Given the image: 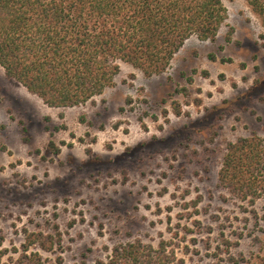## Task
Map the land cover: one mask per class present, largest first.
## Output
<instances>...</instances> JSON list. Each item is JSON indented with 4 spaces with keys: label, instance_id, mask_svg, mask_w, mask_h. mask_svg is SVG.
<instances>
[{
    "label": "rangeland",
    "instance_id": "rangeland-1",
    "mask_svg": "<svg viewBox=\"0 0 264 264\" xmlns=\"http://www.w3.org/2000/svg\"><path fill=\"white\" fill-rule=\"evenodd\" d=\"M221 2L213 40L190 37L150 77L118 61L81 105L48 107L0 68V264L26 231L56 238L29 250L41 264L106 262L136 240L179 264H264V194L218 185L228 144L264 138V28L245 0Z\"/></svg>",
    "mask_w": 264,
    "mask_h": 264
},
{
    "label": "trees",
    "instance_id": "trees-1",
    "mask_svg": "<svg viewBox=\"0 0 264 264\" xmlns=\"http://www.w3.org/2000/svg\"><path fill=\"white\" fill-rule=\"evenodd\" d=\"M245 1L264 28V0ZM226 19L221 0H0V68L46 106L74 107L112 85L118 61L161 74L187 39L213 40ZM218 185L243 201L264 194V138L228 144ZM24 237L14 264H41L31 247L50 252L56 243L50 233ZM97 264L179 261L167 242L136 240Z\"/></svg>",
    "mask_w": 264,
    "mask_h": 264
}]
</instances>
